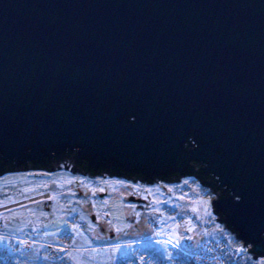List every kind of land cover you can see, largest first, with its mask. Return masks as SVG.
<instances>
[{"label":"water","instance_id":"1","mask_svg":"<svg viewBox=\"0 0 264 264\" xmlns=\"http://www.w3.org/2000/svg\"><path fill=\"white\" fill-rule=\"evenodd\" d=\"M64 152L145 184L203 164L229 192L214 212L264 255V0H0V156Z\"/></svg>","mask_w":264,"mask_h":264},{"label":"rangeland","instance_id":"2","mask_svg":"<svg viewBox=\"0 0 264 264\" xmlns=\"http://www.w3.org/2000/svg\"><path fill=\"white\" fill-rule=\"evenodd\" d=\"M212 199L194 177L145 184L57 169L9 172L0 176V208L9 207L0 213V264H183L182 254L207 240L243 254ZM261 261L247 255L241 264Z\"/></svg>","mask_w":264,"mask_h":264},{"label":"trees","instance_id":"3","mask_svg":"<svg viewBox=\"0 0 264 264\" xmlns=\"http://www.w3.org/2000/svg\"><path fill=\"white\" fill-rule=\"evenodd\" d=\"M63 159H72L76 162V166L79 168V170H81L82 172L86 173V174H90L93 176L96 175H101V174H108V175H112V176H117V177H125L127 179H136V180H144V176H142L140 173H136V172H127L122 170L120 167H117L114 171L111 169H106L104 167H100V168H95L93 167V165L91 164V162L87 159H79V155L77 152H64V153H60V155L56 158L54 157L52 160H48L47 162H40V163H32V162H27L26 164H17L16 162H4L0 156V174L1 173H5V172H9V171H14V170H18V169H28V168H32V169H49L50 166H52V164L55 161H59V160H63ZM193 167L196 169V173L201 172L199 175L196 174V177L199 178L203 183H208L214 190H219L220 191V197H226L229 195V192L225 189V188H221L217 182V179L211 175V174H207L203 172V167L204 165L199 163V162H194L192 163ZM181 176L178 173H170L169 175H167L164 180L166 181H176L178 179H180ZM156 179H161V177H155L153 178L152 181H155ZM216 213V212H215ZM218 214V213H217ZM220 215V214H218ZM224 217L223 216H219V221H222V223H224ZM228 226V224H227ZM229 227V226H228ZM229 230V229H228ZM264 238V237H263Z\"/></svg>","mask_w":264,"mask_h":264},{"label":"built area","instance_id":"4","mask_svg":"<svg viewBox=\"0 0 264 264\" xmlns=\"http://www.w3.org/2000/svg\"><path fill=\"white\" fill-rule=\"evenodd\" d=\"M192 259L205 262L217 261L219 264H236L239 262L238 256L227 249L226 245L221 243L208 242L203 247L199 254L190 255Z\"/></svg>","mask_w":264,"mask_h":264},{"label":"bare ground","instance_id":"5","mask_svg":"<svg viewBox=\"0 0 264 264\" xmlns=\"http://www.w3.org/2000/svg\"><path fill=\"white\" fill-rule=\"evenodd\" d=\"M29 170V169H28ZM193 177L194 178H196L199 182H201L200 181V179L199 178H197L195 175H193ZM203 184V183H202ZM204 185V184H203ZM205 186H207V187H209L211 190H212V192L214 193V200L215 199H218V195L213 191L214 189L210 186V185H205ZM218 192H220L219 190H217ZM16 207H18V206H16ZM6 208H9V207H1L0 208V213H2ZM216 216H221V214L220 215H216ZM236 236V235H235ZM237 238H238V236H236ZM239 239V238H238ZM240 240V239H239ZM241 241V240H240ZM244 244V243H243ZM253 245L254 244H252L251 242L250 243H246V245H244V252H243V254H239L238 252H236V251H233L232 250V252H233V254L234 255H236V256H238V258L240 259L242 256L244 257V260H245V258H246V256L247 255H249V256H251L252 258H253V252H247V249L248 248H252L253 247ZM260 258H254V260H257V259H261V260H264V255H258Z\"/></svg>","mask_w":264,"mask_h":264},{"label":"snow or ice","instance_id":"6","mask_svg":"<svg viewBox=\"0 0 264 264\" xmlns=\"http://www.w3.org/2000/svg\"><path fill=\"white\" fill-rule=\"evenodd\" d=\"M133 119H134V117H133ZM189 140H191V142H192L193 144H195V141L192 140L191 137H189ZM118 183H121V184H122V183H124V181H118ZM187 183H188V182L185 181V184H187ZM101 191H102V189H101ZM235 199H236L237 201H240V200H241V197H240L239 195H236V196H235ZM207 206H208V207L211 206L210 202L208 203ZM137 215H139V213H137ZM116 230H117V231H120L119 228H117ZM191 230H192L191 228L188 229V231H191ZM163 243L171 244V240L166 241V242H163ZM129 246H130V245H129ZM116 247L119 248V245H117ZM173 247H178V244H177V245H173ZM243 250H244V248H243L242 245L237 247V251H243ZM164 255H167V253L165 252ZM168 259H169V261H171V260H172V257H171V256H168ZM261 264H264V260L261 261Z\"/></svg>","mask_w":264,"mask_h":264},{"label":"flooded vegetation","instance_id":"7","mask_svg":"<svg viewBox=\"0 0 264 264\" xmlns=\"http://www.w3.org/2000/svg\"><path fill=\"white\" fill-rule=\"evenodd\" d=\"M159 179H156V181H158Z\"/></svg>","mask_w":264,"mask_h":264}]
</instances>
